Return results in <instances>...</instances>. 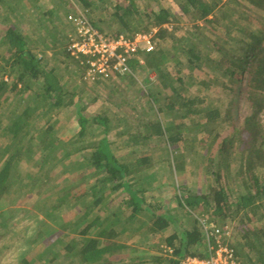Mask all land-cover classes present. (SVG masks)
Masks as SVG:
<instances>
[{
  "label": "trees",
  "instance_id": "trees-1",
  "mask_svg": "<svg viewBox=\"0 0 264 264\" xmlns=\"http://www.w3.org/2000/svg\"><path fill=\"white\" fill-rule=\"evenodd\" d=\"M77 1L85 10L93 8L95 11L98 8L91 0ZM0 3L1 12L11 9L2 0ZM177 4L180 15L189 17L194 22L195 30L200 33L198 40L206 41L203 42L206 44L205 46L180 43L179 39H175L176 34L182 35L181 41H184V38L192 37L190 30L183 27L179 14L165 8L155 11L147 7L141 15L134 0H126L121 5H116L115 11L111 15L109 14L119 23V28L113 33L99 23H93L100 32L111 36L121 33L132 36L138 31H148L154 26L159 27L154 39V50L151 53L137 54L143 59L144 66H140L134 58L131 60V70L134 74L144 67L156 74L157 81L166 92L165 105L161 111L165 116L161 117V121L144 125V134L134 137L137 142L164 138L166 150L169 149L171 152V163L175 172L174 176L170 175L166 178L170 180L173 190L176 191L177 205L187 215L194 213L196 217L191 216L193 219L189 227L177 230L166 239L165 245L173 250L174 257L154 258L152 263L180 264L177 258L185 255L207 257L206 251L199 253L196 250L197 247H203L205 250V241L199 220L205 218L218 226H224L228 224V220L238 217L240 223L237 225L235 234L239 240L236 241L237 236L235 237L233 234L231 244L240 264H264V223L260 227H249L251 216L257 212L258 207L264 209V126L262 124L264 115V0H226L224 2L223 0H178ZM224 9L225 12L228 11V15L224 17L225 25L217 14V12H224ZM49 14L51 15V13ZM250 18L256 22L249 20ZM64 21V23L56 25L57 32L62 34L64 40V46L60 50L66 58L77 65V61L71 58L67 50L68 36L73 33V28L67 21V15H65ZM198 23H201L200 28ZM228 23L233 26L227 25ZM66 24L69 26L67 33L65 31L67 30ZM220 24L228 28L229 31L222 30ZM163 25H168V28H164ZM40 29L41 34L38 35L37 42L41 46L38 47L37 43L30 41L16 25H7L5 20L0 23V111L9 98H28L31 95L30 104L24 106L17 104L13 107L9 114L11 117L15 115L16 118L11 124L4 122L0 115V126L2 122L8 124L6 133L10 135L8 139L11 141H9L11 149L5 159L0 161V209L4 204V195L11 190L14 173L18 172L19 165L17 164L30 162L32 158V156L23 154V151L26 150L27 144L30 142L28 136H30L31 128L37 124V120H33L32 117L36 115L38 109L61 113L62 110L72 107L71 110L77 117L80 141H83L90 120V115L85 111L86 105L81 103L78 98L75 100L74 93L68 95L64 79H59L55 67H50L49 59L46 55H42L46 50L55 48V45L62 42V39L55 38L54 44L48 42L46 38L53 37L50 34V29ZM230 31H234V33L230 34ZM213 37L221 40L222 43L217 45L216 39ZM210 45L214 48L217 47V54L209 48ZM171 58H183L187 62L189 72L205 70L213 75L220 84L222 92L230 98L227 103L229 106L232 105L231 98L235 94L236 87L245 79L243 92L248 114L241 126L249 129L250 132L240 151H238L239 146L236 142L238 129L221 137V133L231 121L228 115L229 111H226L227 115L223 118L222 111L217 108L207 110L200 108L202 111L199 113L198 125L205 129L214 128L213 133L203 145L204 160L202 164L215 184L219 185L222 182L220 186H211L207 193L191 192L188 190L187 184L177 183V176H181L184 172L183 165L186 159L184 152L190 145L186 144L188 133H184L181 125L175 124L171 118L184 117L185 114V118H192L193 115L198 114L199 111L195 109V105L201 101L198 97L187 98L186 95L178 91L184 83L179 76L180 63H175L176 71L171 73L164 67L167 59ZM202 63L204 67H202ZM79 70L81 69L79 68ZM80 77H82V71H80ZM119 77L122 78V76H117V78ZM108 80H112V78L98 81ZM144 82L148 83L149 81L145 79ZM192 84L194 83L191 82L190 86ZM203 87L210 88L211 83H205ZM144 93L154 98L153 102L158 103V99L151 91L146 90ZM55 115L52 116L51 113L48 115L46 128L41 130L46 137L54 130L58 122L59 117H55ZM93 120V124L102 128L103 134L108 133L105 117L96 115ZM42 141L45 140L42 139ZM46 142L47 144L39 149L40 154L37 155L40 159L42 158V161L51 150L58 148L65 151L63 155H54V162H61L70 157L69 144L62 141L56 144L51 139ZM215 145L216 150L213 153ZM149 160V156L140 155L123 162L117 159L111 150L109 141L103 137L93 146L86 158L77 161L78 170L87 171L83 178L92 179L94 184L80 198L82 203L87 202L83 215L73 223L68 222L74 229L71 240L67 241L61 235L53 237L52 244L45 249L52 253L50 262H54L62 256L73 255L77 264L119 263L118 260L115 261L112 258L118 255L125 245L104 241L105 231L100 233L101 236H97L98 230L104 226L106 221L101 219L100 215L93 214L94 209L100 208L112 194L119 191L128 196L127 204L130 207L127 215L123 214L122 221L119 215H112L119 219L121 224L134 222L135 215L138 213L149 218V221L144 223L141 228L163 231L173 224V217L166 214L163 209L146 203V191L143 187L135 188L130 183V178H133L135 182L138 181V184L141 183L137 178L146 171L142 167ZM171 163L169 162V164ZM25 176L26 178L31 177L30 175ZM154 177L155 175L150 174L146 178ZM61 199L66 201L64 196ZM205 211L206 213H204ZM146 231L142 232L146 233ZM40 236L41 234L39 238L33 239L30 243L37 245L43 239ZM27 263L24 261V264Z\"/></svg>",
  "mask_w": 264,
  "mask_h": 264
},
{
  "label": "rangeland",
  "instance_id": "rangeland-1",
  "mask_svg": "<svg viewBox=\"0 0 264 264\" xmlns=\"http://www.w3.org/2000/svg\"><path fill=\"white\" fill-rule=\"evenodd\" d=\"M2 1L11 9L5 12L0 11V23L5 20L7 25H16L19 31L30 41L36 42L38 47L41 46L37 42V37L41 34L40 28L50 29L51 31L50 34L53 37L46 38V41L54 44L55 38L62 39V42L55 43V48L46 50L45 53L41 54L47 56L50 67H55L59 79H64L68 95L74 93L75 100L78 98L81 103L86 105L85 111L90 115V120L83 141H80L81 139L78 137L79 128L76 122L77 117L71 110L72 107H68L70 110H62L61 113L38 109L36 115L32 117L33 120H37V124L31 128L30 136H28L30 142L27 144L26 150L23 151V154L32 156V158L30 162L17 164L19 165L18 172L14 173L11 190L4 195V204L0 209V264H24V261L28 262L27 264H77L73 255L69 257L62 256L54 262H50L52 253L49 250L45 251V249L52 244L53 237L61 235L63 239L68 241L74 235L73 226L68 222L73 223L83 215L87 202L82 203L80 198L94 184L92 179L83 178L87 171L83 170L81 172L78 170L77 161L86 158V155L92 151L93 146L103 137H106L109 141L113 154L123 162L140 155L149 156V162L142 167L146 171L142 172V175L137 178L141 183L138 184V181L135 182L133 178H130V183L135 188L143 187L146 191V203L155 206V208L163 209L166 214L173 217L174 222L163 231H153L149 228H141L144 223L149 221V218L138 213L135 215L134 222L121 224L130 207L127 204L128 196L119 191L112 194L110 199L105 201V204L100 208L94 209L93 214L100 215L101 219L106 221L96 235L101 236L100 233L105 231L106 236L102 237L104 241H113L125 245V248L112 258L115 261L118 260V264H153L152 260L154 258H166L167 256L162 250L166 246V239L176 233L177 230H184L189 227L192 219L196 216L194 213L187 215L177 205L176 191L173 190L170 180L166 178L170 175L174 176L175 172L171 163V152L169 149L166 150L164 138H153L137 142L134 137L144 134V125L154 124L161 121V117L165 116L161 111L165 105L166 92L157 81L156 74L144 67L140 71L122 78L113 77L112 80L96 83L85 82L80 77L81 70H79V67L61 52L60 48L64 46V40L62 34L57 32L58 28H56V25L65 22V15L68 16L71 13L80 11L87 18H91L92 23H99V25L113 33L119 28V23L117 20L112 19L109 14L111 15L115 11L116 5H121L126 0H91L98 6L95 11L93 8L83 9L77 0ZM134 2L141 15L147 7L155 11L165 8L180 15L178 0H134ZM225 11L224 9V12H217L224 25V17L228 15V11ZM180 17L183 27L190 30L192 37L190 39L184 38V41H181L182 35L176 34L175 39H179L180 43L195 46L202 44L205 46L206 44H203V42L206 41L198 40L200 39V33L195 30L194 22L189 17L182 15ZM244 19L246 20V18ZM245 20L243 21L248 23ZM249 20L255 21L253 18ZM224 25L220 24L219 26L222 27V30L229 31ZM227 25L233 26L231 23ZM198 26L200 28L201 23H198ZM66 27L67 30L65 31L67 33L69 26L66 24ZM229 33L232 34L234 31ZM213 39H216L217 45H220V42L222 43L217 38L213 37ZM209 48L217 54V47L214 48L210 45ZM41 54L38 55L41 56ZM178 62L180 63L179 76L184 81L178 91L186 95L187 98L190 96L198 97L201 103L195 105V109H198L199 112L193 115L192 118H185L186 110L184 111V117L171 118L175 124L181 125L184 133H188L187 136L189 137L186 144L190 145V147L187 146L188 148L184 152L186 156L183 165L184 172L181 176H177V183L187 184L188 190L191 192L207 193L211 186H220L222 182L219 185L215 184L212 177L207 173L204 164H202L204 160L203 145L205 140L213 133L214 128L205 129L198 125L199 113L202 110L217 108L222 111L221 114L224 118L227 115L226 111H229L228 115L231 121L221 133V137H225L232 133L234 129H238L236 142L239 146L238 151H240L244 147L250 132L249 129L241 126L248 114L243 92L245 79L236 87L235 94L231 98L232 105L229 106L227 103L230 98L222 92L218 81L207 71L194 70L189 72L187 62L183 58L167 59L164 67L168 72H174L176 71L175 63ZM202 67H204L203 63ZM145 79H148L149 82L145 83ZM191 82L194 83L192 86H190ZM208 82L211 83V87L205 89L203 84ZM146 90L151 91L154 97L158 99L157 104L153 102L154 98L144 93ZM30 98L31 95L28 98H9L8 102L4 103L2 111H0L1 119L11 124L16 118L15 115L11 117V114H9L13 107L17 104H22V106L30 104ZM50 113L52 116L56 114L55 117L59 118L54 130L47 138L41 130L46 128ZM96 115L107 119V134L101 132L102 128L100 126L93 124V118ZM4 122L0 126V161L5 159L11 149V141L8 139L10 135L6 133L8 124L6 125ZM262 124L264 126V115L262 116ZM42 139L45 141H42ZM48 139L53 140L56 144L60 141L69 144L70 157L61 162H54V155H63L65 151L58 148L51 150L42 161V158L40 159L37 155L40 154L39 149L47 144ZM215 150L216 145L213 147V153ZM150 174L155 175V177L152 179L146 178ZM25 175L31 177L26 178ZM62 196L65 197L66 201H62ZM113 214L119 215L121 221L119 222V219L113 217ZM263 217L264 209L258 207L257 212L251 216L249 227L262 226L264 223ZM228 221L226 225L233 228V234L236 237L237 234L235 233L240 218L237 217ZM143 229L147 230L146 233L142 232L145 231ZM52 231L54 232L50 233ZM40 234L42 236L40 237L43 238L41 242L37 245L31 244L30 242L39 238ZM238 240L237 236L236 241ZM196 250L199 253L205 251L203 247H197Z\"/></svg>",
  "mask_w": 264,
  "mask_h": 264
},
{
  "label": "built area",
  "instance_id": "built-area-1",
  "mask_svg": "<svg viewBox=\"0 0 264 264\" xmlns=\"http://www.w3.org/2000/svg\"><path fill=\"white\" fill-rule=\"evenodd\" d=\"M73 28L68 36L67 50L82 71V80L94 83L98 80L131 75V60L136 59L140 66L144 61L138 53H151L159 27L140 31L132 36L119 34L105 35L100 32L85 14L76 11L67 16ZM168 28V25H163ZM205 241L207 257L185 255L177 258L180 264H240L231 241L233 228L218 226L205 218L199 220ZM164 254L173 256V250L164 246Z\"/></svg>",
  "mask_w": 264,
  "mask_h": 264
}]
</instances>
